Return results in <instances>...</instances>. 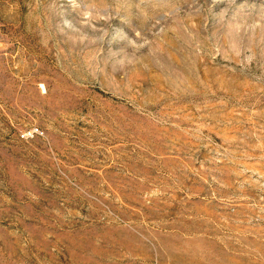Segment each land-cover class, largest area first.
<instances>
[{"label": "rangeland", "instance_id": "374dc122", "mask_svg": "<svg viewBox=\"0 0 264 264\" xmlns=\"http://www.w3.org/2000/svg\"><path fill=\"white\" fill-rule=\"evenodd\" d=\"M0 264H264V0H0Z\"/></svg>", "mask_w": 264, "mask_h": 264}]
</instances>
